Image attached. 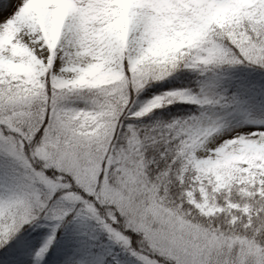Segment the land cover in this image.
I'll return each mask as SVG.
<instances>
[{
    "label": "snow or ice",
    "instance_id": "snow-or-ice-1",
    "mask_svg": "<svg viewBox=\"0 0 264 264\" xmlns=\"http://www.w3.org/2000/svg\"><path fill=\"white\" fill-rule=\"evenodd\" d=\"M0 264H264V0H0Z\"/></svg>",
    "mask_w": 264,
    "mask_h": 264
}]
</instances>
